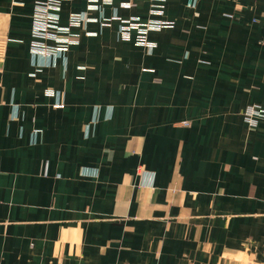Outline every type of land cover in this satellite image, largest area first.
Returning a JSON list of instances; mask_svg holds the SVG:
<instances>
[{
    "label": "crops",
    "instance_id": "crops-1",
    "mask_svg": "<svg viewBox=\"0 0 264 264\" xmlns=\"http://www.w3.org/2000/svg\"><path fill=\"white\" fill-rule=\"evenodd\" d=\"M188 1L64 0L42 57L0 0V264L264 263V0Z\"/></svg>",
    "mask_w": 264,
    "mask_h": 264
},
{
    "label": "built area",
    "instance_id": "built-area-1",
    "mask_svg": "<svg viewBox=\"0 0 264 264\" xmlns=\"http://www.w3.org/2000/svg\"><path fill=\"white\" fill-rule=\"evenodd\" d=\"M63 2L64 0H36L32 30L34 36L32 51L35 55L61 56L68 51L70 46L77 43V38L71 33V29L91 22L85 15L72 14L69 18V26L62 27L59 12ZM196 2L197 0H189L188 7L194 9ZM151 26L156 29L161 25L152 24ZM51 43L55 45H50ZM257 115L264 117V111L253 108L246 113L249 122H253L252 118Z\"/></svg>",
    "mask_w": 264,
    "mask_h": 264
},
{
    "label": "rangeland",
    "instance_id": "rangeland-1",
    "mask_svg": "<svg viewBox=\"0 0 264 264\" xmlns=\"http://www.w3.org/2000/svg\"><path fill=\"white\" fill-rule=\"evenodd\" d=\"M161 9H155V10L153 9L152 14L153 15L156 14V16L161 17L163 15V12ZM160 12H162V13H160ZM113 20H119V18H114ZM120 24H121V28H120L121 40L124 42L133 41V32H135L136 33V36H135L136 46L145 49L150 54L152 52H154L157 45L155 42H152L150 40L149 33L151 31H161L163 29H173L175 27L173 22L151 20L147 23H142V22H140L139 18H132V19L123 20V21H120ZM152 24H159L161 26H158L156 29H154L151 26ZM68 26H69V24L66 27H68ZM71 31H72V29H71ZM75 37L77 38L78 36L75 35ZM50 45H55V44L51 43ZM68 51H69V49H68ZM66 53H64V54H66ZM64 54H62V55H64ZM42 57H46V56L42 55ZM253 108H259V107H257V106L251 107V108H249V111H251ZM245 116H246V114H245Z\"/></svg>",
    "mask_w": 264,
    "mask_h": 264
}]
</instances>
